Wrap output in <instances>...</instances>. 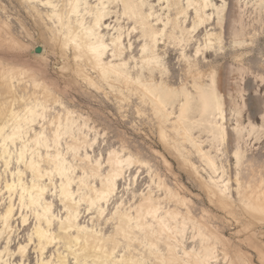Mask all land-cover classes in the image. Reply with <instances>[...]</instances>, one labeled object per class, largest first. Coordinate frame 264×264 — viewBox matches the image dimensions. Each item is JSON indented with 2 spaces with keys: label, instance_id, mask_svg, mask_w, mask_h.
Here are the masks:
<instances>
[{
  "label": "rangeland",
  "instance_id": "obj_1",
  "mask_svg": "<svg viewBox=\"0 0 264 264\" xmlns=\"http://www.w3.org/2000/svg\"><path fill=\"white\" fill-rule=\"evenodd\" d=\"M52 1L55 4L58 3V7L64 11L65 0ZM141 1L144 5L142 8L143 12L151 11L153 13L150 23L156 30L163 27L162 22L158 21L159 19L173 18L186 2V0ZM210 1L214 6L210 8L208 13L214 14L212 16L214 20L212 19L205 24L199 33L189 41L188 46L185 48V55L196 65L194 69L201 74L207 75L209 71H215L220 75L222 84L221 95L224 101L223 112L227 118L224 126L229 134L232 133V129L235 127L237 113H240L239 123L245 128L243 138L246 141L245 143H240L244 157L241 166L236 172L239 173V180L243 186L248 184L253 186L259 180H264V134L263 132H259V134L257 132L251 134L250 137L246 136V131L249 129L247 125L250 120L249 107L252 104L255 110L252 116L254 124L258 128L264 126V121L258 113H264V0L258 1L259 3L262 2L260 6L256 5V0ZM42 2H45V0H42ZM42 2L36 0L28 5L19 2V0H0V26L5 30L4 32L9 30L15 41L19 43L16 53L0 46V62L3 64L0 63V67L1 65L11 67L16 55H18L21 61L27 60L32 65L31 69L36 70V72L33 71L36 80H39L42 86L46 85L47 90L51 94L47 98L46 117L43 122H40V124L44 123V132L47 137L51 136L53 128L48 125L49 121L57 115L63 118L67 110L72 111L79 124L85 122L87 127L90 128V130H84L87 137L76 157L71 153L65 155V160L73 167L72 176L74 182L71 188L75 193L74 199L77 201L79 195L87 192L85 189L77 191L79 186L78 177H81L83 173L88 175V183L94 184L97 188L99 187V178L91 177L89 168L96 161H99L101 166L98 174L103 175L106 172L105 161L111 150L117 151L124 157L133 156L132 158L145 163V165H132L123 174L122 179L117 181L116 191L104 207V215L100 219L97 218L95 208L86 212V204L80 202L78 204V224L85 227L88 231L93 230L99 233L104 240L105 247L109 248L110 243L106 239L113 236L116 220L107 221V219L111 218L120 204L119 210L121 211L134 207L140 200L141 195L146 194L149 189L153 192L155 198H163L164 192L156 188L157 177H159L172 191L174 190L179 197L185 200V205H179L174 200L166 201L163 199L160 200V205L164 209L176 208L180 215H184L186 218H193L195 225L202 223L201 225H204L209 232L217 235V239L220 238L217 241H212V243H215L219 264H226L221 253L223 248L234 264H264V215H254V218L244 214V212L242 213V211L239 214L237 212V215H235L232 210L223 211L221 208L211 204L201 186L200 178L196 177L187 165L185 166L182 156L185 159H189L196 166L199 176L205 181L209 179V170L203 165L195 149L189 144L183 143L182 146L178 147V152H175L164 143H160L158 135L159 120L154 116L149 102L144 101L140 93L134 90L133 86L122 88L118 84L110 85L109 82L101 81L96 73L91 70L87 71L95 85L82 81L80 78L76 80L68 78V74L71 73L70 71H72L73 67L72 55L69 51H66L67 57H63L52 41H49V39H53L54 33L46 29L51 24L46 18L47 8ZM86 2L92 7L98 3L97 0H86ZM122 7L121 0L108 3L107 12L109 15L106 24L103 26L102 35L104 40L109 42L115 31L114 29H119L122 33L123 41L122 59L128 62L129 71L132 76L137 74L142 79L148 78V72L146 69H142L140 72L138 63L141 53L140 48L144 43V39L141 37L140 29L135 20L122 16ZM216 8L223 9L221 26H216ZM234 15L240 16L243 39L246 41V46L243 48H234L232 36L233 25L236 27V24H233ZM90 20L91 18H88L86 22L89 23ZM183 20L181 17L179 26ZM192 20L193 12L188 11L184 24L186 29L191 27ZM43 23H47V27H44ZM133 26L137 30L132 32L131 28ZM237 27L239 28L240 26ZM165 31L166 36L158 42V47L156 48L162 65L161 71L164 73L163 79L166 78L172 89H180L182 85H185L187 90L194 94L195 92L191 88V80H186L184 62L181 60L179 47L175 46L171 38L167 39L172 31L171 26L168 25ZM207 32L220 34L222 44L215 45L210 53L202 56L198 55L195 58V48L198 44L203 45V39ZM173 33L175 37L180 38L178 29ZM127 34L129 35L127 36ZM36 48H40L41 52L35 53ZM109 55L110 52L107 56ZM237 69H243V73L239 74V72H236ZM153 74H155L153 76L156 78L155 81L159 82L158 72L154 71ZM203 83H208V79L205 76L203 77ZM2 84V79H0V104H3V107H8L12 104L16 110L20 109L24 105L20 98L24 97L26 99L27 95L33 92L31 86L26 87L24 83L19 85L14 83L13 90L15 91L9 94L7 88ZM247 85H250L249 88H247ZM24 86L27 88L26 90ZM35 93L38 100L41 101V90L38 88ZM12 97L16 99L15 102L12 101ZM54 99L58 102L54 103ZM26 103H29V101H26ZM167 111L171 112V115L169 120L162 125V128L167 135V139L172 143V140L176 139L171 129L178 115V103L174 105L172 110L167 107ZM31 128L34 131L40 130L38 123H34ZM32 134L33 131L28 130V136ZM74 134L76 135V132ZM193 136L197 138V141L203 142V150L209 149V138L205 133H200L196 130ZM257 137H259L258 140L255 139ZM69 141L68 137H63L60 140L58 149L62 153L66 152L65 142L69 143ZM48 144L51 145L50 142ZM19 147V141H16L15 145L9 146L10 156L8 157L7 169L4 168V164L0 159V215L9 204L8 195L3 189L4 182L16 180V172L20 170L23 172V182L30 184L31 173L24 169L22 164H17L16 162ZM219 148L221 150L220 153L223 154L220 158L226 172L225 179L231 177L233 180L235 161L232 157V152L237 149V144L231 139ZM46 151L47 149L41 148L39 153L44 157ZM53 151L52 148L48 149L49 154L53 153ZM186 151H189V153ZM211 152H213L212 149ZM26 157L29 158V153L26 154ZM79 158L82 160H79ZM40 165L42 168L47 167L45 162H41ZM52 180L51 184L48 179L43 180V184L47 187L44 199L52 205L54 215L52 232L58 233V226L60 220H63L65 216V211L59 200L58 186L60 179L55 176ZM232 182L230 181V185ZM18 190L19 188L17 187L16 191ZM16 191L12 195V203L14 202L15 206V216L11 221L12 228L9 234L2 233L0 235V251L8 246L9 253L1 255L0 264H19V262L36 264L39 258V254L34 249L36 243L28 241L35 220L30 211L24 209L23 215L27 214L28 221L26 225L21 223ZM39 202L42 204L43 200L41 199ZM186 209H188L189 215L185 214ZM1 226L0 221V230H2ZM192 233V226L188 223L184 239L182 240L186 250L197 249L199 246L198 240L191 239ZM129 237L131 238L130 243L125 239L113 237L118 241L117 248L113 252V259H120L124 256L138 259L141 264H158L151 253H149L147 247H145L144 237L141 233L134 230ZM7 241L8 245L6 244ZM164 242L165 237L162 236L157 241V247L152 248V252L157 255L164 254ZM20 245H28L22 261L21 256L17 253V248ZM68 246L72 251L77 249L73 244H67L66 241H55L51 247L44 251L43 259L57 262L58 257H64L66 264H83L82 258L78 257L76 261L69 254ZM176 251L179 256L182 255L180 246L177 247ZM78 253L76 251V255ZM181 259L183 261L182 264H192L183 257ZM87 264H92L91 260L88 259ZM109 264L112 263L109 262Z\"/></svg>",
  "mask_w": 264,
  "mask_h": 264
},
{
  "label": "bare ground",
  "instance_id": "obj_2",
  "mask_svg": "<svg viewBox=\"0 0 264 264\" xmlns=\"http://www.w3.org/2000/svg\"><path fill=\"white\" fill-rule=\"evenodd\" d=\"M35 1L19 0V2L28 5ZM39 1L42 2V0ZM113 1L115 0H97L98 3L92 7L88 5L86 0H65L64 11L58 7V3L55 4L52 0L42 2L47 8L46 18L49 24H51L46 29L54 33L53 39H49V41H52L57 51H60L63 57H67L66 51H69L72 55L73 67L72 71H70L71 73L68 74V78L74 80L80 78L82 81L95 85V82L87 71L91 70L96 73L101 81L109 82L110 85L118 84L122 88L133 86L134 90L140 93L142 99L149 102L154 116L159 120L158 135L160 143H164L175 152H178V147L182 146L183 143L189 144L195 149L198 158L209 170V179L205 181L199 176L196 166L189 159H185L180 155L183 158L185 166L187 165L192 173L200 178L201 186L211 204L221 208L223 211L232 210L235 215H237V212L239 214L240 211L254 218V215H264V180H259L253 186L249 184L243 186L239 180V173L236 172L241 166L244 157L240 143H245L246 141L243 138L245 128L239 123L240 113H237L235 127L232 129V133L229 134L224 126L227 118L223 112L224 101L221 95L222 84L220 75L215 71H209L207 75L201 74L194 69L196 65L185 55V48L188 46L189 41L199 33L205 24L212 19L214 20V17H212L214 14L208 13L210 8L214 6L212 2L210 0H186L185 5L179 9L173 18L169 19V17H166L165 20L159 19L158 21L162 22L163 27L156 30L150 23L153 13L151 11L147 13L143 12L142 8L144 5L141 0H121L123 6L122 16L135 20L140 29L141 37L144 39V43L140 48L141 53L138 63L140 72L142 69H146L149 77L142 79L137 74L132 76L127 67L128 62L122 59L123 41L121 31L113 28L115 31L110 37L109 42L104 40V36L102 35L103 26L106 24L109 15L107 5ZM258 1L262 0H256V5L260 6L262 2L259 3ZM215 10V16H217L216 26H221V13L223 9L216 8ZM188 11L193 12V20L191 27L186 29L184 24ZM234 16L235 20L233 24H236V27L234 25V28L232 27L234 48H243L246 46V41L243 39L240 16ZM181 17L184 20L179 26ZM88 18H91L89 23L86 22ZM43 25L47 27V23H43ZM168 25L171 26L172 31L167 39L171 38L175 46L179 47L180 57L184 62L186 80H191V88L194 90V94L188 91L185 85H182L180 89H172L166 78L163 79L164 73L161 71L162 65L156 48L158 47V42L166 36L165 29ZM237 26L240 27L238 28ZM176 29L179 30L180 38L175 37L173 33ZM136 30L135 26L131 28L132 32ZM4 31L0 26V46L16 53L19 43L15 41L9 30ZM221 44L220 34L207 32L203 39V45L198 44L195 48L194 57L210 53L215 45ZM109 52L110 55L107 56ZM2 65L0 67V79H2V85L7 88L9 94L15 91L13 90L14 83H17V85L24 83L26 87L31 86L33 92L28 94L26 99L24 97L20 98V101L24 102L23 107L20 109L16 110L12 104L8 107H3L4 105L0 104V159L4 164V168H8L9 146L15 145V142L19 141L20 147L16 162L17 164H22L24 169L31 173L30 184L23 182V172L20 170L16 172V180L4 182L3 189L8 195L9 204L0 215L2 224L0 235L2 233L9 234L12 228L11 221L15 216L12 195L18 187L19 190L16 191L18 197L17 207L20 210L19 218H21V223L26 225L28 221L27 214L23 215L24 209H28L35 220L28 241L36 243L34 249L39 254L36 264H66L64 257H58L57 262L43 259L44 251L51 247L55 241L59 240L66 241L69 245L73 244L77 249L72 251L68 246L69 254L76 261L78 257L82 258L83 264H87L88 259L91 260L92 264H109V262L112 264L120 262L123 264H141L135 258L122 256L120 259H113L112 257L118 245V241L113 237L125 239L130 243L131 238L129 235L133 234L134 230L143 235L145 247H147L149 253H151L158 264H182V257L192 264H219L215 243H212V241H217L220 238L217 239V235L209 232L204 225H201L202 223L195 225L193 218H186L184 215H180V212L176 208L164 209L160 205V200H174L179 205H185V200L179 197L174 190L172 191L159 177H157L156 188L164 192L163 198H155L153 192L149 189L146 194L141 195L140 200L134 207L121 211L119 210L120 204L115 209L111 218L107 219V221L116 220L113 236L106 239L110 243L109 248L105 247L104 240L99 233L93 230L88 231L85 227L80 226L78 224V204L80 202L86 204V212L95 208L97 218L100 219L104 215V207L116 191L117 181L122 179L123 174L132 165H145V163L132 158L133 156L124 157L117 151L111 150L105 161L106 172L103 175L98 174L101 166L99 161H96L89 168L90 176L99 178L100 185L98 188L94 184L88 183V175L86 173L78 177L79 186L77 191L85 189L87 192L79 195L76 201L74 199L75 193L71 188L74 182L72 176L73 167L67 163L65 155L71 153L76 157L87 137L84 130H90V128L87 127L85 122L79 124L76 117L73 116L72 111L67 110L63 118L57 115L49 121L48 125L53 128L51 136L47 137L44 132V123L40 124L46 117L47 98L51 96L46 85L42 86L41 82L36 80L33 72H36V70L31 69L32 65L27 60L21 61L18 55H16L11 67ZM154 71H157L159 74V82L155 81L156 78L153 77L155 75L153 74ZM236 72L241 74L243 73V69H237ZM204 76L208 79L207 84L203 83ZM249 86L247 85V88ZM26 87L24 88L25 90L27 89ZM38 88L41 90V101L38 100L35 93V90ZM12 101L15 102L16 99L12 97ZM26 101H29V103H26ZM53 102L56 103L58 101L54 99ZM176 103H178V115L171 129L176 139L172 140L171 143L167 139L162 125L169 120V116L171 115V112L167 111V107L172 110ZM252 106L249 107L250 120L247 125L249 128L246 131L247 137L257 132L258 134L259 132H263L264 134V126L258 128L253 122L252 116L255 110ZM258 113L264 121V113ZM34 123L39 124V131H34L31 128ZM28 130L33 131L31 136H28ZM196 130L208 136V143L210 145L208 150H203V142L197 141V138L193 136ZM74 132H76V135ZM63 137L70 139L69 143L65 142V153H62L58 149L60 140ZM258 138L255 139L258 140ZM231 139L237 144V149L232 152V157L235 161L233 180L231 177L225 179L226 172L220 158L223 154L220 153L221 150L219 148ZM49 142L52 146L48 144ZM41 148L47 149L44 157L39 153ZM49 148L54 150L53 153H48ZM211 149L213 152H211ZM186 152L189 153V151ZM27 153H29V158L26 157ZM79 160L82 159L79 158ZM41 162H45L47 167L42 168ZM55 176L60 179L58 186L59 200L65 211V216L63 220H60L58 226V233L52 232L54 215L51 203L44 199L47 187L43 184V180L46 179L51 184L52 178ZM230 181H233L232 183L235 186L232 183L231 186ZM41 199L43 200L42 204L39 202ZM185 214L189 215L188 209H186ZM188 223L192 226L193 233L191 239L198 240L199 246L197 249L191 248L190 250H186L182 244ZM162 236L165 237V253L157 255L155 252H152V248L157 247V241ZM6 244L8 245V241ZM27 246L20 245L17 248L21 261ZM178 246L181 247L182 257L176 251ZM76 251L79 252L78 255H76ZM3 253H9L8 246L0 251V259ZM221 253L226 264H234L224 248L221 250ZM261 258L263 259L262 256ZM19 264L24 263L19 262Z\"/></svg>",
  "mask_w": 264,
  "mask_h": 264
},
{
  "label": "water",
  "instance_id": "obj_3",
  "mask_svg": "<svg viewBox=\"0 0 264 264\" xmlns=\"http://www.w3.org/2000/svg\"><path fill=\"white\" fill-rule=\"evenodd\" d=\"M39 52H41V49L40 48H36L35 53H39Z\"/></svg>",
  "mask_w": 264,
  "mask_h": 264
}]
</instances>
